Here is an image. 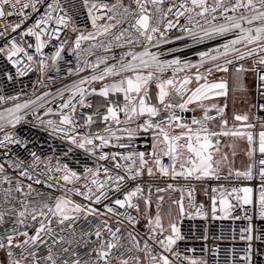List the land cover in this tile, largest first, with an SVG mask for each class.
Instances as JSON below:
<instances>
[{
  "label": "snow or ice",
  "instance_id": "1",
  "mask_svg": "<svg viewBox=\"0 0 264 264\" xmlns=\"http://www.w3.org/2000/svg\"><path fill=\"white\" fill-rule=\"evenodd\" d=\"M83 2L88 8L92 28L96 31L84 34L77 27H72L73 32L80 33L75 37L73 49L78 59L82 41H93L98 36L110 33L116 46H123L120 43L123 39L128 45L142 46L143 51H127L111 65L107 64L108 57H98L96 63L89 66L98 69L101 64H104L99 74L81 79L73 86L67 100H64L63 93H60L63 102L59 103L55 110L49 107L45 111V116L54 115L58 119H42L33 112L35 122L32 126L41 128L50 134H60L71 145L95 157L97 162H111V167L97 163L95 168L86 167L81 176L66 164L57 165L55 172L60 175H49L44 181L39 178L40 174L34 178L28 170L40 162V157L36 152H30L34 163L25 167L23 159L11 160L8 152L3 151L5 159L11 160L9 167L18 171L20 178L33 181L36 185L44 184L49 189L62 187L60 186L61 180L65 184L74 186L67 189L63 195L55 197L54 200L49 197L48 200H37L35 204L26 200L20 202L21 210L17 211L13 221L16 227L5 229L4 234L0 235V250L6 252L7 264H57V254L53 251V246L65 241L66 237L57 238L56 229L52 225L54 222L60 225L66 221L74 223L81 216L85 219L90 216L95 217L100 220V224L96 226L94 232L96 239L91 241L92 247L87 253L88 258L82 261L77 257L72 264H132L133 261L135 264H144L141 257L137 255L138 253H143L147 264H173L168 254L179 260L180 253L174 251V245L177 241L184 239L177 223L169 221L168 227L165 228L159 211L154 218L148 216L147 210L152 203L151 188L146 194L140 184L132 188H126V184L137 180L145 171L149 176L154 175V169L159 174L172 179L182 177L196 180L204 178L219 180L222 178L221 165L228 161L227 153H221L220 137L222 136L246 139L247 155L252 161L243 171L233 172L229 168V175L250 181L255 178V172L260 178V185L258 189L251 186L233 187L230 190L221 189L219 200L213 197L212 213L215 216L217 203L220 206L219 211L224 213L225 217L231 216L237 207L245 209L243 217L239 215L235 217V219L243 218L248 221V225L240 233V239L247 242L241 260L243 264H254L253 257L257 251L255 242H264V228L260 229L257 234L254 217L248 214V210L255 209V216L260 221H264V121L259 123V131H256L257 125L249 122L247 114H236L233 120L241 123L239 126L233 125L229 128L228 120L224 116L227 105L220 106L212 102L218 97L227 95V82L223 79L210 81L209 76L214 71L227 73L232 67L239 78V74L247 69L243 64L237 66V62L257 55L259 59L253 62L264 66V0H212L211 3L208 0H179L178 3L172 0L168 6H165V0H131L128 6H125L121 0H117L112 5L92 3L90 7L89 0H83ZM132 4L135 5L134 8ZM5 5L16 9L15 13L9 11L7 15L15 14L21 17L20 22L12 27L14 32L25 24L32 13L37 15L31 26L26 27V30L20 33L22 40L25 36L35 38L34 47L37 54H42L45 46L54 39L60 41V26L67 28L71 21L67 13L54 15L58 10L63 11L58 0H53L52 3H46V0H27V2L16 0L15 5L11 4L10 0H0V17L5 15L3 11ZM16 5H19V8H16ZM41 8H44L42 14ZM29 9L30 12L24 11ZM94 10L98 13L103 10L104 15H93ZM186 13L188 24L198 27L199 31L180 25V18L185 17ZM196 17H199L203 24L200 20H196ZM105 18L109 22L97 23ZM111 21L115 23H110ZM53 22L56 27H49ZM125 23L128 24L127 28H123L119 34L112 33V29ZM178 26L196 43L224 37L229 33L234 34L235 38L227 40L218 47L198 52L197 63L181 60L176 56L171 59L162 58L177 51V49H164L163 46L174 43L167 33ZM4 35V32H0V36ZM184 38L183 35L176 36L175 40ZM65 43L66 41H61L50 57L53 64L61 59ZM97 46L93 44L87 51L90 53ZM99 46L109 51L113 45L109 42L105 46L101 41ZM240 46L247 50L241 51ZM27 48H33V45L28 43ZM150 48H158L160 51L152 52ZM0 53L6 55L8 61L14 66L20 63L14 58L21 53L27 57L29 62L34 60V56L29 55L26 48L22 47L15 38L7 41L5 46H0ZM112 59L115 60L116 57L113 56ZM40 65L43 70L45 66L43 59L40 60ZM28 68L29 65H25L24 68H17V72L23 75ZM77 71H80L79 67ZM181 73L183 75H180ZM7 78L13 79L11 75ZM109 78L111 80L107 82ZM258 80L260 81L258 91L261 98H264V74L258 73ZM97 81L101 82L99 89L82 87V85ZM48 95L45 93L37 98L41 101V108L44 107L43 101ZM90 96H98L105 103L98 105L93 113L81 111L80 120H77L78 106L80 109L93 107L88 99ZM114 97H122V100L114 99ZM4 99L0 96V100ZM9 99L15 98L9 97ZM30 104H36V101L16 103L14 107L0 112V133H3V137L0 138V150H8L11 145L22 146L27 150V142L16 134L15 129L17 125L29 123L25 120L27 113L24 115L19 113L23 109H28ZM100 107L104 108L103 113L100 112ZM258 107L264 110V104ZM197 109L202 112L200 117L193 115L188 120L182 115L186 112H195ZM213 111L219 116L218 131L210 127L216 122V117L210 114ZM121 114H123V119H121ZM98 121L103 123L104 127L102 131L94 133L91 128ZM6 125H11L13 131H6ZM81 128L87 131L81 133L79 131ZM146 134H151L153 141L152 150L148 153L139 151L135 147L136 138ZM109 147L117 150L111 152L104 150ZM257 152L260 154L258 161L255 158ZM217 155L220 156L219 159H216ZM233 155H235L234 151ZM164 157L168 158V164L163 162ZM5 171L4 163H0V179L11 184L12 180L4 175ZM101 171L104 174L103 179L99 178ZM48 172H52L51 167L48 168ZM81 179L85 183L80 188H76L75 184ZM33 183L27 184V192H25V186L18 178L15 191L25 198L35 192V196L39 198L43 194L33 188ZM168 188L174 189V186L169 184ZM12 191V188L7 189L5 204H8L10 199H15L10 195ZM156 191L159 193L164 189L157 188ZM68 192L83 197L88 203L75 202L68 197ZM213 192H217V189L214 188ZM189 196L191 197V193ZM141 200L144 204L143 213L140 207ZM158 200L162 201L163 197H158ZM175 203L179 206L180 215H184L183 196ZM157 209L159 210V203ZM130 210L147 219L149 236L147 240H144L142 247L138 239L140 233L135 229L139 220L137 216L131 214ZM9 211H14V209L0 208V226L8 222L5 220V215ZM28 217L32 221L40 218L38 227L33 226L34 235L20 230V226L26 227L25 221ZM113 217L116 218L115 227L109 222ZM125 221L132 229L127 231L126 235L122 233ZM71 228L72 224H69V229ZM60 231L63 232L65 229ZM71 235L72 238L67 239L69 245L80 243L75 239L74 230ZM83 235L91 236L93 233ZM45 236L52 240V245H48L47 255L40 257L38 249L42 245H47ZM18 237H24V239L20 240ZM141 239H143L142 236ZM122 240L126 243H121ZM148 240H151L152 244H149ZM17 249L22 250L19 258L15 251ZM69 251L70 248L63 249L64 253ZM125 252L133 253V255L128 259H123ZM72 255L77 256L74 251ZM63 264H68V261L65 260ZM189 264H204V262L193 259L189 261Z\"/></svg>",
  "mask_w": 264,
  "mask_h": 264
},
{
  "label": "built area",
  "instance_id": "2",
  "mask_svg": "<svg viewBox=\"0 0 264 264\" xmlns=\"http://www.w3.org/2000/svg\"><path fill=\"white\" fill-rule=\"evenodd\" d=\"M27 2V0H25ZM53 0H46V3H52ZM117 0H89V7L92 3H107L112 5L116 3ZM121 2L128 6L131 3V0H121ZM172 0H165V6H168ZM175 2H179V0H175ZM209 3L212 0H208ZM10 3L15 5L16 0H10ZM59 5L63 9V11H57L54 15H64L67 13L68 16L71 17V21L69 22V26L67 28L61 27L60 32V41L53 40L48 43L45 48L42 50V54H37L35 52V38L31 36L23 37L21 39L20 33L26 30V27L31 26L34 20L37 18L35 13L30 15L21 26L20 29H17L15 32L12 31V27L20 22L21 17L18 15H7L9 11L15 13V8H10L5 5L3 11L5 15L0 17V32H4V36H0V46H5L7 41H10L12 38H15L17 42L25 47L28 54L34 56V60L29 62L27 57L21 53L18 57L14 59H18L20 61L19 64L13 65L10 61H8L7 56L3 53H0V96H3L5 99L0 100V112H3L7 108L14 107L16 103H25L26 101H36V104H30L28 109H23L19 113L20 115L25 116V120L29 121V123H22L21 125H17L15 132L19 137H22L27 142V150H25L22 146L11 145L8 150H0V163H4L5 165V173L11 180L12 183L9 184L0 179V208H12L14 211H9L5 215V220L7 223L0 226V235L4 234L5 229H11L16 227L14 224V218L18 210H21V201H31L33 204L36 203L37 200H48L51 197L52 200L55 197L63 195L67 189H71L74 186L72 184H65L64 181H60V186L57 189H49L44 184L36 185L33 181H29L26 178H20L18 175V171L9 167V163L11 160H15L17 158L23 159L25 162V167L29 164H33V158L30 155V152H36L40 157V162L35 164L34 168H29V172L35 178L37 174L41 180L46 181L49 175L59 176V173L55 172V168L57 165L63 166L68 165V167L78 174L83 176L84 170L86 167L95 168L97 163L105 164L106 166L111 167V162H97L95 157L90 154L85 153L83 149H78L75 146L71 145L69 141L62 138L60 134H50L41 128L33 127L32 123L35 122L34 117L32 115L35 112L42 119H58L57 116L49 115L45 116L44 113L47 108L51 107L54 110L57 108V105L63 102L60 98V93H63V99L67 100L68 96L71 95L73 90V86L76 85L83 78H90L93 74H99V72L105 66L104 64L100 65V68L93 69L89 65L95 64L98 57H108L107 64L111 65L116 63L119 60V57L127 52V51H135L140 52L143 51V47L140 45L131 46L122 41L120 42L123 46H116V42L113 39L112 34H108L105 36H98L96 40L93 41H82L80 56L79 59L75 51H73L75 45L74 40L79 32H73L72 27H77L80 32L87 34L88 32H95L96 30L92 28L91 18L88 16V8L85 7L83 0H58ZM134 8L135 5L132 4ZM16 8H19V5H16ZM28 11L29 10H24ZM44 8H41V14L43 13ZM104 15V11L101 10L99 13L94 10L93 15ZM180 18V25L191 27L194 31H199L198 27H194V25H190L187 22L186 16ZM196 20H200L199 17H196ZM109 22L105 19L99 20L98 24H103ZM222 22V21H221ZM110 23H115V21H111ZM200 23L203 24V21L200 20ZM215 23V21H214ZM206 26V25H205ZM247 26V25H245ZM49 27H56V25L51 23ZM128 24L125 23L123 25H118L116 28L112 29V33L119 34V32L123 28H127ZM167 35L174 41V43H170L168 45H164V49H177L172 55H167L162 58L171 59L173 56L179 57L181 60H189L192 63H197L199 57L197 55L200 51H207L211 48H215L226 42L227 40L233 39L234 34L229 33L224 37H216L212 40H204L201 43H196L187 33H184L180 30V27L173 29L171 32L167 33ZM183 35L185 38L182 40H175L176 36ZM61 41H66L64 44V52L61 53V59L57 60L55 64H53L50 57L54 54L56 48L59 46ZM103 42L106 46L109 42L112 43V48L109 51L105 50V47L99 46L100 42ZM31 43L33 48H27V44ZM93 44L98 45L93 48L91 52L87 51L89 47ZM187 45V46H186ZM10 47V45H7ZM241 47V51H246L247 49ZM253 47V46H249ZM152 52H158L160 49L158 48H150ZM115 56L116 59L113 60L112 57ZM44 60V68L41 70L40 60ZM259 56L247 57L243 61L237 62V66L239 64H243L244 68L249 70L253 76V109L251 114L250 123L257 125L256 131H259V123L264 121V110H261L258 105L264 104V98H261L260 92L258 91V85L260 81L258 80V73L264 74V66H260L259 64H255L253 61L258 60ZM25 65H29V68L25 71L23 75L17 72V68H24ZM79 67L80 71H77ZM255 69V71H253ZM230 70H234V68L230 67ZM203 71V70H201ZM216 74L217 78L220 80L223 79L227 82L228 72H213ZM11 75L13 79L9 80L7 77ZM170 75V73H168ZM180 75H183L181 73ZM111 78H109L110 82ZM101 86V82H92L91 84L82 85L85 88H97ZM45 93L49 95L45 97L43 101L44 107L41 108V101L38 100V97L43 96ZM9 97H14L15 99H9ZM98 96H90L88 99L92 102V108L80 109L77 107L76 119L80 120V113L83 111L84 113H93L96 111L97 105H95V100ZM114 99L122 100V97H114ZM100 112H104V108L100 107ZM67 111V110H65ZM214 117H216V122H219V116L215 111L210 113ZM7 115V113H5ZM186 119L190 120L193 115L200 117L202 115L201 111L195 112H186L182 113ZM121 119L122 114H121ZM104 125L100 122V129L95 130L91 128L92 132L102 131ZM114 128L117 126H113ZM6 131H13L11 125H6ZM81 133H85L87 129L81 128L79 129ZM120 134V133H118ZM3 137V133H0V138ZM152 136L151 134L141 135L135 140V147L139 151H144L146 153L151 152L152 148ZM71 148V151L69 149ZM107 152L116 151L114 148H106L104 149ZM3 151L8 152V156L11 160H6ZM125 151V150H120ZM260 154L257 152L255 158L259 159ZM163 162L165 164L169 163L167 157L163 158ZM251 159L249 164L251 163ZM52 168V172H48V168ZM259 167L257 163V168ZM155 174L152 176L144 174L139 177L135 181H129L126 184V188H132L136 184H140L147 194L148 189L151 188L152 194V203L151 206L147 210L148 216L154 218L157 214V211H161L162 209V201L158 200V196L163 194L164 192H171L172 196H170L169 200L171 202L179 201L183 196V203L185 207V214L180 215L179 206L177 203L178 212L180 218L177 222V227L180 229L181 235L184 236L183 240L177 241V244L174 245V251L180 253V259L172 257L170 254L169 258L173 260V264H189L190 260L203 261L204 264H243L241 257L244 255V249L247 247V242L240 239V233L243 228L248 225V221L241 218L235 219L237 215L243 217L245 214V209L237 207L231 214V216L225 217L224 215H219L217 212L215 216L212 213L213 206V197H216L217 201L219 200V191L221 189L230 190L233 187H242V186H251L254 189H258L260 185V178L258 174H255V178L253 180H240L235 178V176H230L228 171L220 170L221 179L217 180L215 178H204L200 180H196L195 178L184 179L182 177H177L172 179L168 176H163L155 171ZM21 179L24 184V191L27 192V184L33 183V188L37 191L41 192L43 195L39 198L35 196V192L32 193L31 196L25 198L21 193L15 191V183L17 179ZM100 179L104 178V174L101 171ZM85 181L81 179L78 183L75 184L76 188H80ZM172 184L174 189H169L168 185ZM12 188L13 191L10 194L11 197L15 199H10L8 204L4 203L5 196L7 194V189ZM164 189V191L157 193L156 189ZM217 189V192H213V189ZM191 193V197L189 196ZM68 197L75 202L87 204L88 201H85L83 197L75 195L73 192H68ZM115 198V197H113ZM122 198V197H121ZM234 202V201H233ZM108 203V201H105ZM159 203V210L157 209V204ZM191 205V206H190ZM219 203L216 204V207ZM94 207H100L99 205H93ZM141 212H144V204L143 200L140 201ZM103 210V209H101ZM120 211H124L120 209ZM131 211L133 216H137L139 223L135 225V229L140 236L141 247L143 246L144 240L148 239V225L147 219L141 217L135 211ZM248 214L253 215L254 217V227L257 230V234L260 229L264 228V221H260L255 216V209H249ZM223 217V218H222ZM39 217L37 221H32L30 217H28L25 221V226H20L21 231H28L29 235H34L33 226H37L39 224ZM123 219V218H121ZM116 218L113 217L109 222L113 227L115 224ZM69 224H72V228L69 229ZM100 224V220L95 217H88L87 219L81 216L80 219L76 220L74 223L72 221H66L63 225L53 223V227L56 229L57 238L59 236L66 237L65 241L60 242L57 245L53 246V251L57 254V264H63L65 260L68 261V264H72V261L79 257L82 261L87 259V253L90 252L92 244L91 241L96 239L94 232L96 230V226ZM61 229H65V231L61 232ZM75 231V239L80 241V243H74L69 245L67 243V239L72 238V231ZM131 226L125 224L122 226V233L126 235L127 231H130ZM85 233H93L91 236H85ZM141 236L143 239H141ZM107 238V237H105ZM18 239L22 240L24 237H18ZM47 240V245H42L38 249V255L40 257L47 255L48 245H52V240L47 236L44 237ZM87 242V243H86ZM121 243H126V241L122 240ZM149 244H152L151 240H148ZM64 248H70L68 253H64ZM256 255L253 257L254 264H264V242L256 241L255 242ZM16 255L19 258V254L22 251L21 249H17ZM75 252L77 256H73L72 252ZM115 251V250H114ZM133 253L125 252L123 255V259H128L132 256ZM141 257V260L144 261V264H147V261L144 260L143 253H138ZM0 264H7V254L5 251L0 250ZM132 264H135L133 261Z\"/></svg>",
  "mask_w": 264,
  "mask_h": 264
},
{
  "label": "rangeland",
  "instance_id": "3",
  "mask_svg": "<svg viewBox=\"0 0 264 264\" xmlns=\"http://www.w3.org/2000/svg\"><path fill=\"white\" fill-rule=\"evenodd\" d=\"M217 78L216 74H211L209 76L210 81H214ZM252 73L247 70L239 74V78L235 73V70H229L228 79H227V95L216 98L214 103H220L222 106L227 105L224 111V116L228 120V127L231 128L233 125L239 126L241 122H236L233 120V116L236 114L249 116L251 117L253 109V98H252ZM250 86V87H249ZM100 87L97 86V89ZM96 101V100H95ZM97 101L103 102L102 98L98 97ZM196 111H200L197 109ZM219 122L213 123L210 127H213L215 130H219ZM221 140V153H227L228 161L221 165L220 170L228 171L229 168L235 172L236 170H246L249 165L250 158L247 155L248 144L246 139H239L233 137H220ZM231 145L233 147H228ZM233 151L235 155H233ZM220 156L217 155L216 159H219ZM147 174V172L145 171ZM155 174V172H154ZM148 175V174H147ZM162 196V209L159 215L162 218V224L165 228L168 227L169 221L178 222L180 215L178 212L177 205L174 202L169 200L172 196L171 192L167 191L163 194H160L158 197ZM219 205L217 206V213L219 215H224V213L219 211ZM167 234V233H165Z\"/></svg>",
  "mask_w": 264,
  "mask_h": 264
},
{
  "label": "crops",
  "instance_id": "4",
  "mask_svg": "<svg viewBox=\"0 0 264 264\" xmlns=\"http://www.w3.org/2000/svg\"><path fill=\"white\" fill-rule=\"evenodd\" d=\"M253 77V76H252ZM220 79H215L214 81H219ZM253 84H254V82H253V80H252V98H253ZM250 87V86H249ZM155 92V89L153 88V93ZM224 97V96H223ZM103 100V99H102ZM105 103V101L103 100V102H101V101H97V106L98 105H103ZM217 104H219L220 106H222V104H220V103H217ZM252 114V113H251ZM122 118H123V114H122ZM250 119H251V117H250ZM249 122H250V120H249ZM216 123V122H215ZM92 129H95V130H99L100 129V122L98 121L97 123H95V124H93V128Z\"/></svg>",
  "mask_w": 264,
  "mask_h": 264
},
{
  "label": "trees",
  "instance_id": "5",
  "mask_svg": "<svg viewBox=\"0 0 264 264\" xmlns=\"http://www.w3.org/2000/svg\"><path fill=\"white\" fill-rule=\"evenodd\" d=\"M97 99H98V98L96 97L95 105L97 104Z\"/></svg>",
  "mask_w": 264,
  "mask_h": 264
}]
</instances>
